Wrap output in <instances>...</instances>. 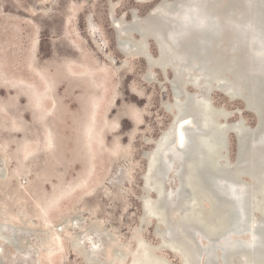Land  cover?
<instances>
[{"label":"rangeland","instance_id":"rangeland-1","mask_svg":"<svg viewBox=\"0 0 264 264\" xmlns=\"http://www.w3.org/2000/svg\"><path fill=\"white\" fill-rule=\"evenodd\" d=\"M158 2L0 0L3 264H85L71 244L76 235L93 258L110 264V245L100 243L101 234L86 231L90 225L113 236L112 244L128 254L125 264L130 263L136 237L159 244L153 234L155 219L139 222L143 154L154 148L170 124L171 112L163 105L172 101V74L156 67L151 69L154 79L147 81L143 57L135 51L125 57L118 51L114 24L108 20L112 13V19L128 21L131 10L143 17ZM148 52L156 57L151 39ZM192 86L186 85V90L199 93ZM210 99L229 112L227 122L242 117L254 126L253 113L240 100H230L218 90ZM227 151L232 160L231 132ZM173 187L174 182L167 184ZM168 190L164 188L166 211L175 202L166 199ZM225 192L221 194L226 196ZM149 197L153 199L154 193ZM232 201L239 221L240 202ZM76 216L78 220L72 221ZM13 226L23 229L27 241L20 252L5 240L19 237ZM242 237L249 240L246 234ZM155 253L180 264L179 256L168 249Z\"/></svg>","mask_w":264,"mask_h":264},{"label":"bare ground","instance_id":"bare-ground-1","mask_svg":"<svg viewBox=\"0 0 264 264\" xmlns=\"http://www.w3.org/2000/svg\"><path fill=\"white\" fill-rule=\"evenodd\" d=\"M183 1L185 0L162 1L160 4L170 14H176L178 5L184 4ZM202 2L207 16L214 17L221 23H232L231 33L221 34L210 27L202 28L172 45L168 41L170 28L155 18L141 21L134 19L128 23L112 19L114 25H122L124 32L139 34L137 41H120V47L131 46L140 55L139 52L145 49V39L152 37L156 41L158 55L151 61V65L160 69L171 67L174 70L173 102L163 105L166 111L173 112L174 120L161 132L154 142V148L147 152L144 183L155 192V197L145 198L144 206L149 214L164 222L166 231L171 235L165 243L181 253L183 264H198L197 257L201 249L196 244L194 233H199L215 243L213 245L221 247L223 264H239L237 258L240 257L245 264H264V0ZM249 24L256 31L254 46H246L249 35L245 32ZM253 47L257 48L258 53ZM200 75L205 87L211 88L222 82L226 83L230 93L242 95L257 113L256 125L251 129L241 122L228 126L225 120L230 114L226 115L221 107H212L210 99L204 93L200 96L185 92L184 86H195ZM145 79L152 81L154 78L149 73ZM188 121L194 127L184 131L182 126ZM228 127H233L238 132L237 153L231 164L225 154V133ZM181 139L186 143L178 149L176 146ZM173 159L180 160L178 179L184 190H180L175 205L183 213L176 221L170 222L164 203L163 163L164 160ZM4 174L5 169H0V179L4 178ZM241 175L250 179L240 200L244 217L242 224L235 217L234 202L226 199L221 194L225 189L218 186L219 181L238 186L241 184ZM203 200L209 202L206 210L199 207ZM252 211L260 214L259 219H256L258 222L252 218ZM252 220L258 223L257 228H254L257 241L253 248L248 249L234 239H226L230 232L240 227L246 228ZM14 236L15 239L11 237L7 240L17 245L19 237ZM77 240V237L72 240L75 250L80 247V241ZM247 241H252L251 235ZM136 245L132 264H170L164 258L155 256L153 248L144 240L140 239ZM206 252L212 255V248H206ZM87 256L92 258L89 254ZM114 256L120 259L122 254L115 251ZM83 257L86 264H97L94 258L93 262L85 255ZM210 260L214 262V256Z\"/></svg>","mask_w":264,"mask_h":264},{"label":"water","instance_id":"water-1","mask_svg":"<svg viewBox=\"0 0 264 264\" xmlns=\"http://www.w3.org/2000/svg\"><path fill=\"white\" fill-rule=\"evenodd\" d=\"M162 1L171 2L172 0H159V2L155 6H153L148 11V13L143 17L137 16L136 11L131 10L130 11V19L128 21L124 20L125 23H128L134 19H139L141 21V20L146 19V18H155V19L159 20L160 22H162L166 27H168V29L170 28V34L168 35V41L172 45L176 44V42H178L179 40L186 39V38L190 37L191 35H193L194 33L199 32L202 28H209L210 27L213 29V31L221 32V34L222 33H231L233 30L231 22L221 23L216 18H214V17L210 18L209 16H207L205 14V12L203 11V8H202V4H203L202 0H185V1H183L182 3H184V4L178 5V12L176 14H170L168 11L164 10V8L160 4ZM111 14L112 13H109L108 20H109L110 24L112 25ZM121 26H122L121 24L113 25V30L115 33L116 48L125 57L135 55L134 51H136V50H134V48H130L128 46H123L121 48L118 45V43L122 40H125V39H130L131 41H137L139 39V34L136 32H132V33L128 34L122 30ZM245 33H248V35H249L248 39H247L246 46L247 45L249 46V44H250V46H252V45L254 46L255 41H256V31H255L252 24H249L247 26ZM134 35L136 37H134ZM149 39H151L153 41V43L155 44L156 53H157L156 56L158 55V47H157L156 41L152 37H147L145 39V49L142 52H139L145 61L146 68H147V73H146L147 75L149 73H151V69L156 68L155 65L154 66L151 65V61L153 59H155L156 57L151 56V54L148 52V40ZM253 50L256 53H258L257 48L253 47ZM230 52H233V51H230ZM169 69H170L171 74H172V77L169 80L170 93H171L172 101L167 102V104H171L173 102L172 81L174 79V70L171 67H169ZM159 70H161L163 74H165V72L167 71L166 69H162V68L161 69L159 68ZM196 73H197V71H196ZM197 74H199V73H197ZM202 81H203V78L200 75L199 76V82L195 85V87L199 89V93H196L197 95L201 96L202 93H204L210 99V93L213 90H218V91L222 92L225 96H227V98L230 100H234V99L240 100L243 104L244 109L253 113V115L255 117L254 126L256 125L257 113H256L254 108H252L251 106H249L247 104L245 98L242 95H240L238 93L237 94L230 93L226 83L220 82V83L215 84L214 86L212 85V87L209 88V87H205V85ZM184 91L188 92L186 90V86H184ZM210 103H211L212 107L217 108L216 106L213 105L211 99H210ZM222 110L226 113V115H227V113H229L224 108H222ZM173 120H174L173 119V112H171V121L170 122L172 123ZM238 122L243 123L245 125V127L249 128V129L254 127V126L247 125L245 123V120L242 117H239L236 122H233V123L227 122V125L228 126H231V125L234 126ZM182 127H184L183 129H184V131H186L187 128L194 127V124L192 122L188 121L187 124H185V126H182ZM229 132L233 133L234 140H235V153H234L232 160L229 158L228 151H227L228 150V134H229ZM225 136H226L225 154H226V158H227L228 163L231 164L234 162V159H235L236 153H237L238 132L235 130V128L228 127V129H226ZM262 140L264 141V138ZM184 141H185L184 139H181L180 144L178 143L176 147L178 149H181L183 147L184 143H186ZM143 156L146 159V167H145V172L142 176V188H141L142 194L140 196L142 215L139 219V222H140V224H144V223H147L150 218L155 219L156 224H155L154 229H153V234L159 238V244L157 246H154V245L147 243L146 241L145 242L153 248L152 250H153V253L155 256L161 257V256L157 255L155 253V251H158L159 249H168V250L176 253L180 258V264H183L181 253L178 252L177 250L171 248L169 245H166V243H165V241L168 240L171 235L166 231V229L164 227V222L159 217L149 214L147 212L145 206H144L145 198H150L149 193L155 194V192L149 186H147L144 183V176L146 174V168H147V164H148L147 152H145L143 154ZM177 161L178 160H164V163H165V174H164L165 189H170V190H168V192H166V199L171 202V200L173 198H175V202L173 203V205H170V208L168 209V212H167V219L170 222L176 221V219L179 218L183 213L182 209L179 208L177 205H175L176 202L178 201V194H179L180 190L183 189L181 184H180V181L178 179V162ZM240 181H241V184L238 186L228 185L225 182H219L218 183V186H220V188L222 186L225 189L224 192L226 191L225 192L226 196L224 195V197H226V199L231 201V200H233V198H236V199H239L238 201L240 202V200L242 199V197L244 195L245 187L250 184V179L246 175H241ZM171 182L172 183L174 182V187L173 188H167V184L171 183ZM170 191H172V192H170ZM150 199H152V198H150ZM199 207L202 210H206L209 207V202L207 200H203L199 204ZM238 213H239V222H240V224H242L244 217H243L241 206L238 209ZM250 213H251L252 218H254V220L259 219L260 214L257 211H252ZM73 220H78V217L77 216L74 217L72 219V221ZM256 221L258 222V220H256ZM257 222L252 220L251 222H248V225L246 226V228L245 227L244 228L243 227L237 228L235 231L230 232L226 236V239L227 240H233L234 239L241 246H243L245 248H248V249L253 248L256 245L255 241H257V236L254 233V230H255L254 228H257V225H258ZM9 226H12V225H9ZM7 227L8 226H4V229L7 230ZM13 227L16 229L17 234L19 235V241L20 242L16 245V244L9 242V240H7L6 238H5V240H6V242H8L13 247V249L16 252H20L27 247V241H26L25 237H23V235L21 234V231H23V229L15 227V226H13ZM86 231H88L92 234H95V233L101 234L100 235L101 236L100 237V243L102 245H105V244L110 245L109 247H111V252H112L111 253L112 254V260L110 261V264L113 262H116V264H125L124 261L127 258L128 254L125 250L120 248L119 244L118 245L112 244V242H115L116 240L113 238V236L110 233H108V232H106L105 234H103L102 232L100 233L99 229L96 225L88 226ZM244 234L248 235V237H250V235H251L252 241L249 242V241L243 239L242 235H244ZM4 237H5V235H4ZM76 237L79 239L80 235H76L73 239H75ZM194 238H195L196 244L201 249L200 253L197 257L198 264H209V261H210V264H213V263L214 264H220L219 263L220 260H221L220 261L221 264H223V260H222L223 250L221 249V247H218L217 245H213L215 243L210 241L208 238L203 237L199 233H194ZM140 239L141 238H139V237L135 238V250L137 247L136 242H138ZM71 244H72V241H71ZM81 245L82 244L80 242V247L78 248V251L82 255V257L84 256V254H83L84 252L88 253L91 256V251L84 249L83 246H81ZM206 248H212V255H209L208 252H206ZM115 251H119L122 254V257L120 259L115 258V256H114ZM133 252L130 254V263L129 264H132V257H134ZM213 253H214V255H213ZM213 256H214V260H213L214 262H211L210 259ZM161 258H163V257H161ZM83 259H84V257H83ZM94 259L96 260L97 264L104 263L103 261L97 260L96 258H94ZM237 259L239 260V261L237 260L239 262V264H245V263H242L243 259L241 257L237 258ZM165 260H167V259H165ZM0 264H3L1 260H0ZM85 264H86V262H85Z\"/></svg>","mask_w":264,"mask_h":264}]
</instances>
